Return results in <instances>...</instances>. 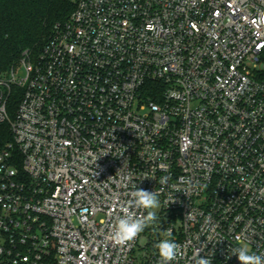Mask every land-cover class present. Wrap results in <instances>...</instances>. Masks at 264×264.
Here are the masks:
<instances>
[{"label":"built area","instance_id":"2783aa9c","mask_svg":"<svg viewBox=\"0 0 264 264\" xmlns=\"http://www.w3.org/2000/svg\"><path fill=\"white\" fill-rule=\"evenodd\" d=\"M72 1L0 73V264H159L169 228L173 264L264 255V0ZM136 187L159 220L117 245Z\"/></svg>","mask_w":264,"mask_h":264},{"label":"trees","instance_id":"16d2710c","mask_svg":"<svg viewBox=\"0 0 264 264\" xmlns=\"http://www.w3.org/2000/svg\"><path fill=\"white\" fill-rule=\"evenodd\" d=\"M74 9L72 0H0V73L7 72L25 51L40 49L58 21ZM15 104L9 102V114ZM11 139L9 123H0V147Z\"/></svg>","mask_w":264,"mask_h":264},{"label":"clouds","instance_id":"9594fccd","mask_svg":"<svg viewBox=\"0 0 264 264\" xmlns=\"http://www.w3.org/2000/svg\"><path fill=\"white\" fill-rule=\"evenodd\" d=\"M159 196L157 191L150 192L138 187L132 191V199L121 206L123 215L113 226L111 239L115 244L126 245L140 236L146 228L158 223V212L161 208ZM170 202H175V198L170 197L168 204ZM133 209H143L146 215H137ZM239 240L237 237V241ZM154 247L159 255V264H173L183 256V246L175 239L170 228L160 232V239ZM233 255L238 258L240 264H264V255L252 252L243 244L231 247L229 258ZM211 257H201L198 252L193 258L194 264H212Z\"/></svg>","mask_w":264,"mask_h":264},{"label":"rangeland","instance_id":"374dc122","mask_svg":"<svg viewBox=\"0 0 264 264\" xmlns=\"http://www.w3.org/2000/svg\"><path fill=\"white\" fill-rule=\"evenodd\" d=\"M39 50H40V49L31 51V52H32V53H31V56L34 57V56L39 52ZM18 65H19V61H18L16 64H14L12 67H17ZM12 67H11V68H12ZM11 68H10V69H11ZM10 69H9V70H10ZM9 70H8V71H9ZM8 71H7V72H8ZM7 72H4V73H7Z\"/></svg>","mask_w":264,"mask_h":264}]
</instances>
